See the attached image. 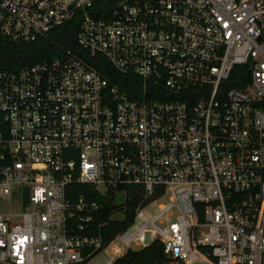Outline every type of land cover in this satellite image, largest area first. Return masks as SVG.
Listing matches in <instances>:
<instances>
[{
  "label": "built area",
  "instance_id": "obj_1",
  "mask_svg": "<svg viewBox=\"0 0 264 264\" xmlns=\"http://www.w3.org/2000/svg\"><path fill=\"white\" fill-rule=\"evenodd\" d=\"M75 16L86 55L0 70V192L15 203L0 264H132L154 242L163 259L134 264H264V0H0V45ZM98 55L138 94L109 86ZM74 184L122 194L114 220L133 188L132 223L90 234L101 206L68 198Z\"/></svg>",
  "mask_w": 264,
  "mask_h": 264
},
{
  "label": "trees",
  "instance_id": "obj_2",
  "mask_svg": "<svg viewBox=\"0 0 264 264\" xmlns=\"http://www.w3.org/2000/svg\"><path fill=\"white\" fill-rule=\"evenodd\" d=\"M79 28V17L75 16L71 21L53 28L44 36L34 42L20 45H0V70L16 71L20 67L33 65L42 61H53L60 58L66 50H71L78 55L82 52L76 42V35ZM88 64L94 67L109 83V86H116L120 90L130 94H138L140 80L134 76L120 75L102 56L98 55L88 59ZM246 80V72L242 66H236L227 81V86L232 88H243V81ZM150 98L149 96H147ZM152 99V98H151ZM66 196L76 199L80 196L87 201L95 202L101 206L91 224L89 233L102 238L104 243L109 242L118 232L132 223V213L140 197L133 188L126 191L124 206L126 207V218L114 220L112 216L118 209L117 193L109 191L103 195L90 185L74 184L66 188ZM163 259V246L160 242H154L147 248L136 253H127L122 257L128 263H151Z\"/></svg>",
  "mask_w": 264,
  "mask_h": 264
},
{
  "label": "rangeland",
  "instance_id": "obj_3",
  "mask_svg": "<svg viewBox=\"0 0 264 264\" xmlns=\"http://www.w3.org/2000/svg\"><path fill=\"white\" fill-rule=\"evenodd\" d=\"M98 190L102 192L103 188L98 187ZM122 200H123V196H122V194H119L117 197V203H120ZM11 207H15V203L14 202L9 203V202H6L5 200H3L1 192H0V209H2V210L3 209H9ZM155 209H156V207L152 206L151 208L146 209L144 211V213L147 217H150L151 215L154 214ZM115 218H120V217H119V215H115ZM131 248L133 250H139L140 249V247H137L135 245L134 246L132 245ZM111 256L112 255L109 254V251L108 252L100 251L96 255H94L86 264H106L110 260Z\"/></svg>",
  "mask_w": 264,
  "mask_h": 264
}]
</instances>
